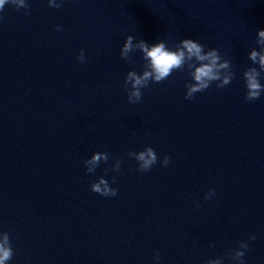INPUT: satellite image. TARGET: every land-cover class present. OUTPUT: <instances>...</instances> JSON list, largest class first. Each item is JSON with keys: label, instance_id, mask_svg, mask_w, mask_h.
Listing matches in <instances>:
<instances>
[{"label": "water", "instance_id": "1", "mask_svg": "<svg viewBox=\"0 0 264 264\" xmlns=\"http://www.w3.org/2000/svg\"><path fill=\"white\" fill-rule=\"evenodd\" d=\"M26 2L28 15L0 12V242L8 233L14 253L6 264H156V252L159 264H206L241 241L244 264H264V93L245 102L242 75L257 67L248 54L259 50L264 0ZM129 35L169 47L199 41L230 60L235 77L186 100L191 78L173 72L129 104L124 80L144 64L139 52L121 58ZM146 146L158 162L141 173L127 153ZM98 152L109 160L88 174L83 161ZM101 177L115 197L90 190Z\"/></svg>", "mask_w": 264, "mask_h": 264}, {"label": "clouds", "instance_id": "2", "mask_svg": "<svg viewBox=\"0 0 264 264\" xmlns=\"http://www.w3.org/2000/svg\"><path fill=\"white\" fill-rule=\"evenodd\" d=\"M63 0H48L49 7L60 8ZM6 5H12L18 11L25 10V15L30 13V8L26 0H0V12H3ZM3 18L0 17V20ZM57 31L60 27L57 26ZM256 44L259 47L250 50L248 59L252 65L257 67H248L243 71V80L246 89L245 102H253L261 97L264 93V30H258ZM139 52L144 61L142 73L137 71H129L124 80V89L127 94L129 104H138L142 100V89H147L150 82L159 84L168 79L173 72H187L191 78V83L185 85L187 91L185 93L186 100L194 99L197 93H202L215 84L218 89H223L231 84L235 77L232 69L231 61L221 56L217 49H209L205 51V45L199 41L192 39H183L178 44L169 47L166 41L158 40L154 44H148L143 39L134 42V37L127 36L125 43L120 51V56L127 62H132L130 54ZM80 63L85 62V53L80 51L77 56ZM127 155L138 163V171L141 173L148 172L158 162L156 152L151 147H145L143 151L138 153L128 152ZM109 160L108 153H94L90 159L83 161L88 174L95 173L101 162L107 163ZM170 157L165 156L162 161L163 167H168ZM112 171H121V161L116 160L112 166ZM107 169L105 175H107ZM115 183V178L112 179ZM90 190L101 197H115L118 189L110 186L109 181L101 177L97 182L92 183ZM215 196V189H210L204 196V199L210 200ZM199 208V204L195 205ZM256 237L249 234V240L254 241ZM248 243L241 241L238 248L230 250V252L221 258L209 259L206 264H223L224 259L234 261L235 264H244L243 257L248 251ZM14 253L10 243L8 233L5 232L3 242H0V264H6L11 260ZM161 259L160 253L156 252L154 260L159 264Z\"/></svg>", "mask_w": 264, "mask_h": 264}]
</instances>
